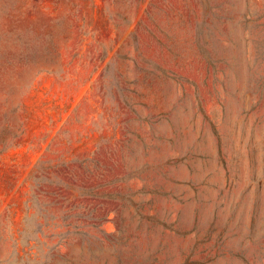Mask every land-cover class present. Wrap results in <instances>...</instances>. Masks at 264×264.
Listing matches in <instances>:
<instances>
[{"label":"rangeland","instance_id":"374dc122","mask_svg":"<svg viewBox=\"0 0 264 264\" xmlns=\"http://www.w3.org/2000/svg\"><path fill=\"white\" fill-rule=\"evenodd\" d=\"M0 264H264V0H0Z\"/></svg>","mask_w":264,"mask_h":264}]
</instances>
